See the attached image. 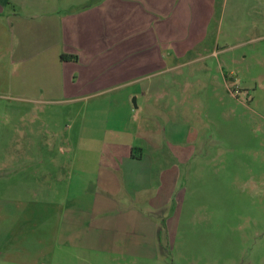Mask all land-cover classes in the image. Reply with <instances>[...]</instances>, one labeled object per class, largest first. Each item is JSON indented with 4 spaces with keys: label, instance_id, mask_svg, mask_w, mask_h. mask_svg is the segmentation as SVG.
Returning <instances> with one entry per match:
<instances>
[{
    "label": "crops",
    "instance_id": "0c3cea01",
    "mask_svg": "<svg viewBox=\"0 0 264 264\" xmlns=\"http://www.w3.org/2000/svg\"><path fill=\"white\" fill-rule=\"evenodd\" d=\"M187 1L0 0V94L39 105L40 122L24 127L43 145L55 144L51 171L47 153L33 155L29 148L20 147L7 163L36 159L34 191L66 186L68 196L20 204L8 197L7 222L32 206L44 209L42 221L53 208L64 226L57 239L68 243L59 253L72 262L124 240L131 245V233L144 225L155 230L157 218L144 209L170 206L180 175L176 162L189 161V145L204 139L190 77L180 90L164 87L165 72L203 56L190 54L201 44L207 9L189 12ZM28 136L14 141L30 144ZM154 237L150 251L157 250ZM31 241L26 233L0 232V264H31Z\"/></svg>",
    "mask_w": 264,
    "mask_h": 264
},
{
    "label": "rangeland",
    "instance_id": "374dc122",
    "mask_svg": "<svg viewBox=\"0 0 264 264\" xmlns=\"http://www.w3.org/2000/svg\"><path fill=\"white\" fill-rule=\"evenodd\" d=\"M187 4L189 12L199 6L207 9L201 44L190 54L203 56L165 72L164 87L168 92L180 90L183 77H190L192 110L201 116L204 139L189 145V161L176 162L180 175L170 206L144 209L157 218L155 230L144 225L134 231L131 245L124 240L111 251L96 249L72 262L59 253L68 243L57 239L64 226L53 208L46 209L42 221L38 212L44 209L32 206L13 223L7 222L8 197L20 204L39 198L66 201L68 196L66 186L34 191L36 159L7 163L10 154L22 152L20 147L29 148L33 155L47 153L51 171L55 144L43 145L38 133L29 134L24 127L30 121L40 122L39 105L35 108L32 102L1 92L0 232L32 237L31 264H264V0H188ZM26 134L32 143L14 141ZM54 184L49 176V188ZM114 232L112 228L108 239H116ZM151 236L155 251H150ZM37 249H46L47 254L38 257Z\"/></svg>",
    "mask_w": 264,
    "mask_h": 264
}]
</instances>
